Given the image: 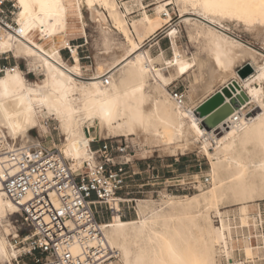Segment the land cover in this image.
I'll return each instance as SVG.
<instances>
[{
  "label": "bare ground",
  "instance_id": "bare-ground-1",
  "mask_svg": "<svg viewBox=\"0 0 264 264\" xmlns=\"http://www.w3.org/2000/svg\"><path fill=\"white\" fill-rule=\"evenodd\" d=\"M13 1L18 8V35L0 27V55L11 52L16 58L25 57L44 77L30 83L19 67L2 71L0 146L11 148L15 146L14 141L21 146L37 143L39 140L31 136L30 130L36 129L39 136L43 135L49 130L45 121L52 119L57 121L62 136L61 146L55 145L72 168L90 156L93 136L86 133L90 128H96L104 138L128 139L142 132L145 139L164 145L183 142L185 150L201 140L202 151L210 162L208 189L182 197L166 195L167 199L159 202L136 199L138 219L123 220L114 212L111 220L99 224L107 244L123 259V264H216L217 244L222 246L227 263L236 264L230 244L232 229L222 219L218 206L223 201L231 202L240 205L241 212L252 205L256 195L264 197V55L210 23L222 25L226 17H235L250 25L264 24L260 0H251V7L243 16L236 9L205 7L206 0H173L180 6V12L190 9L207 20L182 17L188 35L201 37L209 53L206 58L182 54L176 44L177 29L171 27L167 36L174 53L169 59L163 57L162 49L153 56L144 47V41L169 23L171 14L167 6L172 0H156L152 13L145 9L142 0L123 1V9L116 0ZM83 6L89 12L90 21L97 23L103 32H120L127 45L124 50L107 52L108 63L97 59L88 80L75 76L74 68L64 62L57 47L59 42L69 45L70 36L84 33ZM134 9L140 13L128 23L127 17ZM136 25L142 26V30L137 31ZM70 48L74 60L77 52L73 46ZM76 57L80 61L78 54ZM159 60L164 67L156 64ZM237 60L247 61L245 64L251 68L244 77L233 69ZM194 66L196 70L192 72L196 73L185 92V101L179 105L170 97L167 86ZM164 68L168 73L163 72ZM105 77L108 84L103 83ZM217 85L227 88L215 90ZM230 87L235 93L227 92ZM217 91L227 101L230 95L244 93L246 96L232 112L221 114V121L216 125L223 130L219 137L214 135L213 128L207 129L201 124L197 113L199 103ZM245 102L256 105L251 114L243 113ZM235 112L239 120L230 124ZM209 138L216 142L213 151L209 149ZM110 203L119 207L116 201ZM212 209L220 216L218 227L212 223ZM17 210L4 195L0 182L3 231L0 259L7 260L8 264H12L11 257L17 253L7 237L9 227H13L11 216ZM245 242L251 255V244ZM100 264L113 263L109 260Z\"/></svg>",
  "mask_w": 264,
  "mask_h": 264
},
{
  "label": "built area",
  "instance_id": "built-area-1",
  "mask_svg": "<svg viewBox=\"0 0 264 264\" xmlns=\"http://www.w3.org/2000/svg\"><path fill=\"white\" fill-rule=\"evenodd\" d=\"M17 10L14 1L0 0V27L5 32L18 35ZM70 46L76 49L80 61L90 59L88 54L79 55L81 46L71 40L63 48L68 58L72 59ZM0 67L3 71L20 68V64L14 61L9 67L3 63ZM103 83L108 84L107 77ZM167 87L170 97L177 104H183L185 90L172 84ZM238 120L239 114L235 112L229 123ZM49 122L45 121L48 127ZM212 132L217 136L221 128L215 126ZM48 142L39 140L28 146L15 145L8 149L0 146L2 191L18 209L14 234L10 238L17 249L14 260L18 264L107 262L117 253L107 244L100 222L109 220L114 212L125 218L130 208L134 209L130 206L136 202L134 195L148 194L159 198L175 193L185 195L195 188L194 182L186 180L183 174L164 177L150 163L141 170L126 137L91 138L90 156L76 168L63 158L52 136ZM142 173L146 177L140 182ZM200 183L208 184L209 177L203 175ZM144 187L148 189L144 190ZM111 201H116L119 207H113ZM224 220L234 231L237 228L238 232L234 233L237 240L252 243L264 231L260 219L256 226L251 220L250 226L244 227L239 219L233 221L225 216ZM219 258L221 263L228 264L224 255ZM256 261L253 255H245L242 262L237 260L238 264H257Z\"/></svg>",
  "mask_w": 264,
  "mask_h": 264
},
{
  "label": "rangeland",
  "instance_id": "rangeland-1",
  "mask_svg": "<svg viewBox=\"0 0 264 264\" xmlns=\"http://www.w3.org/2000/svg\"><path fill=\"white\" fill-rule=\"evenodd\" d=\"M116 1L120 5V9H123L121 2L126 0H116ZM155 1L156 0H142L145 9L149 13L153 12V9L156 5V4L154 5ZM162 1H168V0H162ZM179 7L180 6L175 4V2L172 0V3L167 6L171 14V20L163 28L157 30L151 37L145 40L144 47L148 48L153 56H157L160 53V49H162L163 57L166 59L171 58L173 56L174 50L172 45H170V40L169 37L167 36V31L168 29L173 27L177 29L176 44H177V48L182 54L188 57H191L193 54V55H198V57L200 58H206L209 52L205 41L201 37H196L195 35L190 37L188 35L186 25L184 24L182 19L185 16H190L203 20L204 22H207V20L197 13L193 14L190 9L180 12ZM134 10L136 11L128 15L127 17L128 23L131 22V19L138 17L140 13L139 11H137V9ZM82 12L84 14V21H85L83 27L84 33H76L75 35L70 36L69 40H71L74 44H77L76 42H80L81 40L80 46L84 50L83 53L88 54L90 56V59L81 60L80 63L79 62L75 63L72 61L71 58H68L66 56L67 58H65L64 62L74 68L75 76L81 78L82 80H88L91 74H89V76L78 75L80 72L77 69V66L89 65L86 68L90 70L91 73H93L92 71H94L95 69L97 59L103 62V60L105 59V54L107 52L124 50L127 45L125 43L123 35L120 32H106V31L103 32V30L97 23L90 21L89 12L88 10H86L84 6L82 7ZM210 24L216 27L217 29L222 30L229 37L241 41L243 44L248 45L249 47H252L255 50H257L259 53H261V55H264V24L256 22L255 24L250 25L249 23L243 20H239L235 17H226L221 21L222 25H219L218 23L215 22ZM136 30L137 31L142 30V26L136 25ZM108 41L111 42L109 43ZM65 45L66 44H64L63 42H59L57 44L59 50H61L62 48L61 53L65 51L63 49ZM76 54L73 57L75 61L78 60ZM102 56L104 58H102ZM4 57H6V59H4ZM258 57L260 61L261 56L258 55ZM14 61L20 64V69L22 70L23 76L28 82L36 83L43 79L44 76L42 72L38 70L34 64H31L27 58L25 57L16 58L11 52L3 53L0 55V65L3 63L5 65H8L9 67L13 65ZM237 61H235L234 62L235 64H233L234 70H238L242 66V64L244 65L247 62L245 60H239L238 62ZM103 63H108V60L105 59ZM156 64L158 66L162 65V60L157 61ZM162 67H164V65H162ZM193 70L194 71L196 70V66H194L187 74L175 78L171 84L179 86L181 89H184L186 92L187 87L192 82L193 77L196 73V72H192ZM163 72L168 73V69L166 68L165 71ZM3 74L4 72L0 71V76ZM262 84L264 86V82ZM222 88H227V87L226 86L221 87L220 85H217L215 87V90L218 89L221 90ZM239 90L242 91L241 89ZM227 92L235 93V90L232 87H230L229 90L227 89ZM217 94L219 95L218 99H221L222 97L220 94L222 93L218 92ZM243 94L244 93H240V95ZM255 106L256 105L254 103L245 102L242 111L244 114H249V113L251 114ZM44 118H46L45 115ZM86 133L88 135H92L95 138H104V137H100L96 128H90L89 130L86 129ZM30 134L32 137H34L37 140H45L48 144H49L48 141L50 140V136H52L55 143L61 146L60 142L62 136L58 129V124L56 120L53 119L50 120L49 130L45 131L43 135L39 136V133L36 129L30 130ZM222 134H223V130L222 132H220L218 137ZM144 136L145 135L142 132H137L128 137V140L131 142L135 152L134 158H137L138 165L140 166L141 170L144 169L146 163H150L152 166L155 167L157 171H159L160 175L164 177H169L171 175H176V174H183L186 177V180L194 182L193 184L195 186L193 190H191L188 194L185 195L199 194L210 187L211 185V178L209 175L210 162L207 156L202 151L201 140H198L194 144V147L191 146L193 148L190 147L185 150V147L183 146L184 144H182L183 142H179L181 144L174 143V145L173 144L164 145V144H160L155 140L149 141L145 139ZM208 142L210 143L209 144L210 151H213V148L216 147V142L212 138L211 139L209 138ZM13 144L18 145V141L16 142L14 141ZM171 150L173 151L171 152ZM203 175L208 176L210 179L209 183L206 185H201L200 183L201 177ZM145 177H146L145 174L142 173L139 178V180H141L140 182H142L143 179H145ZM147 189L148 187H144V190ZM167 196H161L159 198L154 196L155 198H153L148 194H145V196L143 197L140 194L134 195V197L137 199H151V200H155L156 202H159L163 199L164 200L167 199ZM172 196L182 197L183 194L175 193ZM255 197H254V201L250 203L252 205L248 206L244 211L241 212L238 211V207L240 205H233V203L231 202L223 201L222 204L220 203V205L218 206L220 212L223 213L222 219L224 220L225 216H227L228 219L233 221H238L239 219V223L242 227L250 226L251 220H252L251 221L252 224L256 226L257 220L260 219L262 221L263 230H264V197L259 195H256ZM136 205H137L136 202L130 203V206H133L134 209L130 208L128 215L125 218H122L123 220H132V219L136 220L139 218ZM225 210H228L227 214L224 213ZM218 216L219 214L216 213L215 209L210 210V217L215 227L220 226L219 225L220 216L219 218ZM17 219H18V215L16 213L11 216V223L13 227L11 226L9 227L10 234L7 236L9 240L14 232L13 230L16 225ZM109 220H111V218H109ZM109 220L106 219L104 221H109ZM224 222L226 224H229L231 227V224L229 222H227L226 220H224ZM231 229H232V237L230 240V244L233 245V256H234V260H236V264H238L237 260H239V262L244 261L245 255L246 257H250L253 255L256 257L257 264H264V231L261 236L257 237L255 242L253 241L252 243H250L252 250H251V255H249L250 253L247 251L248 250L247 242L235 239L234 233L235 232L237 233L238 230L236 228L234 231L232 227ZM2 233L3 231L2 228L0 227V234ZM216 248H217L215 255V258L217 259L216 264H222V263L224 264L223 261L222 263L220 262V258H219L220 255L221 256L224 255V253L222 252V246L217 244ZM14 258L15 257H11L12 264H18L14 260ZM111 261L113 264H123V259L118 256L112 258ZM0 264H8V261L5 259H0ZM19 264H21V262Z\"/></svg>",
  "mask_w": 264,
  "mask_h": 264
},
{
  "label": "water",
  "instance_id": "water-1",
  "mask_svg": "<svg viewBox=\"0 0 264 264\" xmlns=\"http://www.w3.org/2000/svg\"><path fill=\"white\" fill-rule=\"evenodd\" d=\"M250 70V66L245 64L238 69V73L241 77H244L250 72ZM217 93L218 92L206 98L197 107V113L201 119V124L207 129L218 125L221 121L222 113L228 114L232 112V110L235 107H238L246 98L244 94H237L236 96L230 95L229 100L227 101L222 94H220L222 98L218 99L219 95Z\"/></svg>",
  "mask_w": 264,
  "mask_h": 264
},
{
  "label": "snow or ice",
  "instance_id": "snow-or-ice-1",
  "mask_svg": "<svg viewBox=\"0 0 264 264\" xmlns=\"http://www.w3.org/2000/svg\"><path fill=\"white\" fill-rule=\"evenodd\" d=\"M260 4L261 7H264V0H260ZM204 6L214 7L221 10L236 9L240 13V16H243L246 14L247 10L251 7V0H206ZM221 14H224V12H221ZM228 14L231 15L232 13L229 12ZM183 70L184 69H181V71Z\"/></svg>",
  "mask_w": 264,
  "mask_h": 264
},
{
  "label": "crops",
  "instance_id": "crops-1",
  "mask_svg": "<svg viewBox=\"0 0 264 264\" xmlns=\"http://www.w3.org/2000/svg\"><path fill=\"white\" fill-rule=\"evenodd\" d=\"M81 37V36H80ZM81 39V38H80ZM80 42H81V40H80ZM80 42H76L77 44H79L80 45ZM62 49V48H61ZM84 50L82 49V48H80V50H79V55H83L84 53ZM60 54L62 55L61 57H62V59L63 60H65V58H67L66 56H67V53H66V51H64L63 53H61V51H60ZM72 61L73 62H75V63H80V61H75V60H73L72 59ZM89 65H81V66H77V69L79 70V74L78 75H83V76H89V74H92L91 73V71L90 70H88L86 67H88ZM93 72V71H92Z\"/></svg>",
  "mask_w": 264,
  "mask_h": 264
}]
</instances>
